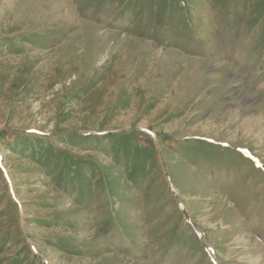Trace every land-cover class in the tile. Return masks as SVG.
Segmentation results:
<instances>
[{
	"label": "rangeland",
	"instance_id": "374dc122",
	"mask_svg": "<svg viewBox=\"0 0 264 264\" xmlns=\"http://www.w3.org/2000/svg\"><path fill=\"white\" fill-rule=\"evenodd\" d=\"M0 264H264V0H0Z\"/></svg>",
	"mask_w": 264,
	"mask_h": 264
}]
</instances>
